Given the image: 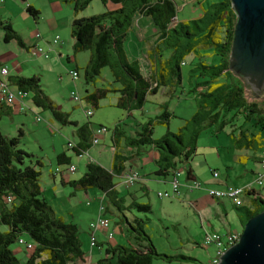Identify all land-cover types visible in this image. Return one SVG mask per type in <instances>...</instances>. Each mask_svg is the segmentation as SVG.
Wrapping results in <instances>:
<instances>
[{
    "label": "trees",
    "instance_id": "1",
    "mask_svg": "<svg viewBox=\"0 0 264 264\" xmlns=\"http://www.w3.org/2000/svg\"><path fill=\"white\" fill-rule=\"evenodd\" d=\"M72 6L74 14L83 11L91 0H62ZM105 5L110 3L116 9L85 18H74L71 23L70 35L73 40L74 52L89 51L90 59L84 67V80L86 84L95 82V77L100 76V71L107 68L117 86L108 88L94 87L88 92L85 101L97 108L98 102L109 93H117L116 107L127 113L142 109L146 96L151 95L162 87L180 86L182 79L180 66L182 60L189 55L199 59L197 69L203 81L195 84L193 93L199 94L196 102L199 108L204 109V115L217 119L220 110L223 112L234 111L232 117L241 116L244 122H250L259 129H264V103L248 101L245 90L240 82L228 68L229 51L232 41L236 16L231 8L230 0H221L213 3L204 11L198 20H191L193 29L190 31L188 23L176 22L177 6L174 0H100ZM26 12L37 18L38 12L31 7ZM136 15L149 17L152 24L159 32L158 43L164 50L172 49L165 61L159 64V69L153 73L143 74L138 61H129L124 50V39ZM202 22V27L197 23ZM188 24L189 26H186ZM3 31V42L15 41L23 47L20 37L8 24H0ZM180 29V30H179ZM210 50L212 55H218L221 61L218 65L210 66L196 55L200 51ZM223 80L221 83L218 80ZM11 84L17 90L32 94L33 106L50 111L51 115L62 124L69 122L68 115L60 110L39 89L38 77L15 78ZM197 98H195L196 100ZM4 105H0V108ZM160 113L154 117L155 124L168 128L169 119L173 114L165 104L160 106ZM194 119H198L200 112H196ZM227 122L222 123L224 126ZM152 120L147 121L140 132L134 137H124L123 144L130 149L151 147L158 155L156 162L159 177L172 175L181 163H187L195 154L196 136L192 135L188 143L183 141V128L178 133L168 130L159 139H153ZM220 128H223L221 127ZM118 130V129H117ZM116 127L113 129V143L116 142ZM119 131V130H118ZM21 131H18L20 134ZM198 132V130L196 131ZM75 134L79 145L73 151L78 156L90 147L93 134L87 125L76 127ZM89 141V143H87ZM18 137L7 138L0 132V264H75L86 263L84 253L78 236V228L72 223H66L51 216L50 208L41 198L39 186L41 163L36 161L34 166L25 163L31 155L18 149ZM64 154L57 156L58 165L66 164ZM127 157L116 152L112 156L110 170L103 168L98 163L88 162L85 173L75 181L67 182L68 185L86 191L96 189L111 198L112 205L116 208L111 194L114 189V177L124 170ZM68 161V160H67ZM68 164V163H67ZM190 169L187 173L190 177ZM256 208L246 212V220L264 210V199L254 201ZM243 205V202H242ZM261 205V207L259 206ZM242 207V206H241ZM137 211L148 212V205L132 204L130 208ZM239 208V207H238ZM120 213L123 210H118ZM123 214V213H122ZM125 222L131 227L133 240L136 246H106L104 258L98 264H152L156 258L168 261L177 260L178 257H168L158 254L149 237L141 227L133 228L124 217ZM137 224L142 220L134 218ZM244 222V224H245ZM243 224V225H244ZM243 227V226H242ZM27 236L33 244V249L28 251L26 259L16 258L12 245L21 246L18 240ZM22 249V248H21ZM181 259H186L181 257Z\"/></svg>",
    "mask_w": 264,
    "mask_h": 264
},
{
    "label": "rangeland",
    "instance_id": "2",
    "mask_svg": "<svg viewBox=\"0 0 264 264\" xmlns=\"http://www.w3.org/2000/svg\"><path fill=\"white\" fill-rule=\"evenodd\" d=\"M1 1L6 2V0ZM11 1L14 3L12 5L13 10L9 12L11 14V26L21 29L22 32H16V34L22 40L30 33H32V35L34 34V32L31 31H35L36 29L35 22L30 16L27 23L22 20L21 14L25 13L26 9L22 0ZM174 1L177 6V22H189L188 24L191 26L190 31H192L194 25L190 21L198 20L202 17L210 3H218L221 0ZM3 3L1 2L0 8ZM62 6L65 11L69 13L68 16L73 14L74 18L90 17L103 11V4L98 0L92 1L83 11H80L77 14H74L71 4L63 3ZM141 21L148 24L145 30L148 36L158 32L149 19L141 18ZM29 23H31V25ZM174 23L175 21L173 24ZM188 24H186V26H189ZM197 24L201 27L203 25L202 22H198ZM70 27L62 32H53L51 34L50 32H39L46 40L50 39L51 45L52 40L55 37H58L57 43L53 44V47H55L53 51L43 49L48 53L47 58L34 55L31 51L35 57H41L45 60L50 59L48 61H44L43 59L44 62L55 63L52 69L38 74V76L40 75V86L42 87L41 90L43 91V94L50 101H53L62 112L68 115L67 120L69 122L76 123L78 126L87 125L88 127H91V124L96 126L94 136L97 138V146H93V148L96 149L103 145L107 147L112 145L110 136L112 135L113 128L116 124L119 125L118 129L122 132V135L128 138L136 136V133L140 132L139 123H146L148 120H152L153 122L151 134L153 139H159L165 135L167 130L170 133L176 134L180 127L185 126V128H183L182 137L186 144L188 143V140L191 139L192 135L196 136L197 133L195 154L187 163L184 162L180 164L182 168H180V175L178 177L179 188L177 190L179 196L170 199L158 198L157 193L172 192L169 183L170 180L169 182L158 180H167L170 178L169 176L149 177L148 179H145L149 191H147L146 194L138 195L136 202L140 205H148L150 210L148 212H142L137 211L135 208H131L130 210H124L123 213L133 228H137L139 225V227L143 229L158 254L168 257H178L177 260L172 261L156 258L153 260L152 264H210L211 260L215 257L216 248L213 245L207 248L201 247L202 236L200 235L201 228L199 226V221L191 217L186 210V207L188 206L178 199L180 198L181 182L185 181V177L190 168V170H194L199 175L200 179L207 177L211 178L209 171L211 169L208 162H216L217 154L220 155V153L226 151L225 148L228 144L227 133L232 127L238 125L237 122L240 123L243 120L242 117H232L234 111L223 112L224 110H220V115L217 119H211V117H206L204 115V109H200L199 105L196 104L200 96L198 93L195 94L192 91L196 82L200 83L203 81V78L199 76L201 71L197 69L199 59L192 54L187 55L184 60H182L184 64L180 66L182 86L186 89L184 91L185 94L178 100L173 98L168 102L169 112L174 114L171 118L169 128L154 123V113L161 112L158 109V103H154V106L149 109H147L148 105H146L144 115L139 113L140 110L133 111L132 114L135 115L130 118H128L126 111L108 106L109 100L113 97L112 93H109V96L106 95L105 98H102L100 100L102 102L97 108L92 107L85 101V96L89 91H93V85L98 88H108L109 86L115 87L117 84L114 83L107 68L100 71L99 77H95L93 85L91 83H85L83 77L84 66L90 59V52H74L72 50L73 40L70 35ZM134 29H139V27L134 25ZM3 50L4 51L0 52V60L5 61L4 59L6 57H4V55L8 52L12 55L11 57L16 63L22 61V57H18L16 53L13 52V49L4 45ZM125 50L127 52V57L132 59L129 61H134L137 56L131 54L132 50L128 48L127 42L125 43ZM170 50L172 49L164 50L161 58L165 59L168 57L172 52ZM58 54L64 64H61L56 60L59 58ZM196 55L200 56L199 53ZM67 57L74 58V62L71 64L66 63ZM38 59L39 58L36 60ZM139 59L143 66L142 58L139 57ZM205 61L208 65L213 66L218 65L221 58L218 55H212L211 57L205 58ZM6 62H8V67H11L10 61ZM66 66L69 67L70 70L74 69L75 66L78 67V78L75 81H73L68 74L70 70H67ZM146 74H148V72H146ZM29 75L34 76L36 74ZM239 80L245 90V95L248 101H256L259 104L264 103V92L250 95L245 88L244 82L241 79ZM188 90L190 91L187 92ZM178 91L179 87L177 89V92ZM72 93L79 97V102H75L71 99ZM195 98L197 99L195 100ZM33 110L35 112L34 114L26 111V125L22 127V132H20V134L17 133V136L15 137H18L19 140L18 149L31 155L30 158L25 159V163L32 166H34L36 161L41 163L40 167L35 168L40 171L39 186L41 188V198L44 199L45 203L50 208L51 216L66 223L76 225L78 228V236L80 238L79 241L80 243H84L90 232L89 225L95 223L97 220L99 208L103 210V208L107 206L109 211L106 213L105 218L109 221V231L113 234V240L108 242L106 237L107 232L98 230L97 233L102 235L101 233L103 232L105 241L108 242V245L111 247L112 244L126 247L133 246V234L129 232L132 228L125 222L122 224L121 229L118 224H115L118 221V218H116L111 212L115 213L116 210H114V207L108 205V199H103L104 197L96 189H91L90 193L85 194L82 189H77L76 187L64 184L61 182V173H55L56 169L62 171L66 167V165H58L57 163V156L62 153H65V155L71 158L72 164L76 168V171L72 174L62 172V175L66 180H77L82 177L85 173L86 162H92V159H94L91 153L86 154V156L84 154L81 157H77L73 150L66 147L68 141L72 143L79 141L78 137L73 132L76 130V127L68 123L62 124L59 120L55 119L48 110L37 108L35 106H33ZM86 110L91 111L92 115L90 117L85 116ZM196 112H200L201 115L198 116L197 120L193 118L196 116ZM49 118L52 120H49ZM227 119H229L228 123L221 126ZM245 124L249 125L250 122L248 121ZM98 126L107 129V131L97 132ZM220 126L223 128H220ZM197 130L198 132H196ZM262 132L264 133V129H262ZM216 151L218 153H216ZM110 152L111 151H108V149L106 150L107 158L110 156ZM148 168L157 169L153 164H149V166L145 168V171H148ZM113 180L114 183H116L117 177H114ZM134 190V187L126 188L120 186L118 188V191L120 192L118 196H124V200L127 201L129 200V195H127V193H132ZM101 196L104 202L103 200H100ZM259 206L261 207V205ZM102 212L103 211H101V213ZM133 217L142 220V223L139 222L137 224L133 221ZM245 220L246 217H244V222ZM240 232H242V230H240ZM20 238L26 243H31L29 238L25 235ZM95 238L97 241V235H95ZM20 246L22 249L16 244L12 245L11 249L14 251L16 258L22 260L23 255L17 252L16 249L22 250L23 254L26 255L28 252L25 249V245ZM106 246L107 244L104 247ZM93 248H96V246ZM101 256H104V250ZM181 257L186 259H181Z\"/></svg>",
    "mask_w": 264,
    "mask_h": 264
},
{
    "label": "crops",
    "instance_id": "3",
    "mask_svg": "<svg viewBox=\"0 0 264 264\" xmlns=\"http://www.w3.org/2000/svg\"><path fill=\"white\" fill-rule=\"evenodd\" d=\"M92 1H95V0H91L90 3ZM1 2L3 3L4 1L0 0V4ZM22 2H24L25 8L31 7L32 9L38 12L37 18L35 19L26 12V9H25V13L21 14L22 20H24V22L27 23L29 16L35 22L36 29L35 31H31L34 33L50 32L51 34L53 32H62L63 30L71 26L72 20L74 19L73 14L71 16H68L69 13L65 11V9L62 6L64 3L62 0H22ZM13 4L14 3L11 0H6V2L2 4L0 8V24L6 23L10 25V27L15 32H22L21 29L11 26V19H10L11 14L9 12L13 10L12 8ZM210 5L211 3L209 4V6ZM209 6L206 8V10L209 8ZM116 8L117 6H114L110 3L103 5V11H110ZM103 11L100 13H103ZM45 12H46V15H45ZM141 18H147L150 20L149 17H143L141 15H136L134 17L131 28L125 35L124 50H125V43L127 42L128 48L132 50L131 54H133L134 56H137L134 61H138L140 63L139 57L142 58L143 66L141 65V63L140 65H141L142 73L146 75V72L153 73L154 71H157L159 69V64L165 61L167 57L165 59L161 58L162 52L164 51V49H162L158 43L159 32L153 33L150 36H148L147 32H145L148 24L142 22ZM185 22L187 21H183V23ZM29 24L31 25V23ZM134 25L138 26L139 29H134ZM21 41H22L23 47L18 46L15 41L4 43L3 42V31L0 27V52L4 51L3 47L5 45L6 47L13 49V52L16 53L18 57L20 58L22 57V61L20 63H16L15 61H13V58L11 57L12 55H10L7 52L4 55V57H6L4 59L5 61L0 60V66H5L6 68H8L9 70L8 82L12 89H16V87L11 84L12 82L10 81V79L14 80L15 78L38 77L39 89L41 90L42 87L40 86V78H39L40 75L38 76V74L44 71H47L49 69H52L55 63L44 62L50 59L45 60L43 58L44 59L43 61L41 57H35L31 51L34 46H39L41 48L43 47V49L49 50V51H53L55 47H53L54 46L53 44L51 45L50 39L46 40L41 34H40L39 39H34L32 33H30L28 34L26 38L22 39ZM125 53H127L126 50H125ZM199 54L202 57L203 61H205V58L212 56V53L210 50L200 51ZM58 57L59 58L56 60L62 64L63 61L60 59L59 54H58ZM37 58L39 59L36 60ZM131 58H135V57H131ZM128 60H132V59L128 58ZM6 61H10L11 67H8V62ZM73 62H74V58L67 57L66 63L71 64ZM67 70H70L69 67H67ZM74 70L78 72V67L75 66ZM29 74H36V75L31 76ZM218 81L219 83H221L222 80L220 79ZM178 87H179V91L177 92ZM185 90L186 89L183 88L182 86V82L180 86H177V87H173V88L162 87L158 89L156 92L152 93L151 95L149 94L146 96V101L139 113L141 115H144L145 114L144 109L146 108V105H148L147 109H149L150 107L154 106V103L159 104L158 105L159 110H160V106L163 104H165L169 110V107H168L169 100H172L173 98L177 100L180 99L181 96L185 94L184 93ZM189 91L190 90H188L187 92ZM112 96L113 97H111V99L109 100L108 106L117 108L116 104H117L119 95L117 93H114ZM31 97H32V94L28 92L26 97L23 99L26 105V108H27L26 110L21 111L18 109V103L21 101L20 99L16 100V104L14 106H4L0 108V132L7 138H14L15 136H17L18 131L22 132V127L26 125V118H27L26 111H29L32 114L35 113L33 110V104L31 102ZM101 102L102 101H99L98 105L101 104ZM87 111H90V110H86L85 112ZM132 112L127 113L128 118L135 115V114H132ZM159 113L155 112L154 117L157 116ZM49 120H52V119L49 118ZM170 121H171V118L169 119L168 128H169ZM228 121L229 119H227L225 122L228 123ZM245 123L246 122L242 120L240 123L237 122L238 125H235L234 127L231 128V130L227 133L228 144L226 145V148H225L226 151L224 153H220V155L217 154L216 162H210V161L208 162V164H210L209 166L211 169L209 170L211 174V178L207 177V178L200 179L199 175L194 170H191L190 177L188 178V176L186 175L185 181L181 182L180 198L178 199L182 203H184L186 206H188L186 207V210L189 212L191 217L199 221V226L201 228L200 235L202 237L204 234V230L217 232L219 234L240 232V230L243 229L242 226H244L243 225L244 217H246V212L243 210L245 209L249 212H252L256 208V204L254 202L255 200H253L252 198H249L248 196H245L243 198V206L237 208L226 200H215V199L210 198L207 195V189H211V188L221 189L225 187L251 186L252 188H254L255 192L258 193L259 197L261 199H264V180L261 186H256V184L254 183L256 176L259 175V173L263 172L259 163L264 157V133L262 132V129L255 127L252 123H250L249 125H246ZM144 124L145 123H139L140 128ZM118 126H119L118 124L114 126L116 127V130L118 129ZM76 127H79V126L77 125ZM95 127L96 126L92 124H91V127H89L93 136L90 139L89 149L84 153L85 156L86 154L91 153L94 158L92 159L93 160L92 162L98 163L103 168L110 170V166L112 164V156L114 153V146H115L116 152L127 157V160L124 164L123 172H125V170L132 169L136 171L138 174V180L135 182L133 186H131V187H134L135 190L132 193H127V195H129V200L127 201L124 200V196L122 197L118 196V194L120 193L118 191V188L120 186L125 187L124 180L121 177L122 173L116 176L117 182L114 183V189L112 190V194H111V197L117 206L116 208L112 205V202H111L112 200L110 197H108V194H105L98 190V192H100V194L104 197L103 199L105 198L108 199L107 201L108 205L111 207H114V210H116L115 213L114 212H111V213H113L115 217L118 218V221L115 224H118L119 228L121 229L122 224L124 223L122 220L125 217L123 213L124 210H127L128 208H130V206L134 203L138 204L136 202L138 195L146 194L147 191H149L145 183V179H148L149 177L157 176L155 174L157 169L148 168V171H145V168H147L149 164H153L157 168L156 162L158 160V155H157V152L153 148L147 147V146L139 147L137 149H130V148L125 147L123 144V138H121L120 136L122 132L119 129H118L119 131L117 130L115 132L116 139H117L115 144L113 143V139H112L113 134H112L110 136V141L112 143L110 147L103 145L97 149L93 148V146H97V144L96 145L91 144V141L95 134ZM97 128H101V127L98 126ZM73 132L75 134V130ZM87 143H89V141ZM73 144L79 145L80 143L79 141H76ZM66 147H67V144H66ZM107 149L108 151H111L109 154L110 156L108 158L106 156ZM216 153L218 152L216 151ZM62 154H64L65 158L68 160L67 161L66 159H62V161L66 160L64 161L66 163L64 165L67 166V165L72 164L71 158L65 155V153H62ZM77 157H80V156L78 155ZM204 160L207 161L206 159ZM87 163L88 162H86V164ZM180 168L182 167L178 166L177 168V170L179 171V175H180ZM220 170L222 171V173ZM212 172H216L217 176L214 177L212 175ZM60 178H61V182L64 184H67V182L69 181H75L72 179L66 180V178H64L62 173L60 174ZM169 178L170 179H167V180L164 179V180H158V181H163V182L168 181L169 182V180H171V175H169ZM194 181L199 182L201 184L200 189H197V190L189 189V185H191V183ZM90 190L91 189H88L84 191V193L88 194L91 192ZM102 196L100 199L101 201L103 200ZM119 209L123 210L122 212L123 214L118 211ZM101 211L103 212L101 213ZM108 211L109 209L107 206H105L103 210L99 208L97 218L99 216L101 218H105L106 213ZM134 218L136 217H133V220ZM89 233L87 235L85 242L84 243L81 242V246H82L81 250L84 253V258L86 260L85 264H98L99 261L104 258V256L102 257L101 255H102L103 250H105L104 246L106 244L108 246V242L105 241L103 232L101 233L102 235H100V233L98 234L96 231L97 234L95 233V235H97L98 245L96 248H91L89 245ZM116 245L118 244H112V246H116ZM133 246H136L135 242ZM16 251L19 252L21 255H23L22 259H26L27 255L23 254L22 250L16 249ZM75 264H82V263L78 262Z\"/></svg>",
    "mask_w": 264,
    "mask_h": 264
},
{
    "label": "water",
    "instance_id": "4",
    "mask_svg": "<svg viewBox=\"0 0 264 264\" xmlns=\"http://www.w3.org/2000/svg\"><path fill=\"white\" fill-rule=\"evenodd\" d=\"M236 16L228 68L250 95L264 92V0H230ZM257 80L255 91L250 86ZM218 264H264V210L249 218Z\"/></svg>",
    "mask_w": 264,
    "mask_h": 264
},
{
    "label": "built area",
    "instance_id": "5",
    "mask_svg": "<svg viewBox=\"0 0 264 264\" xmlns=\"http://www.w3.org/2000/svg\"><path fill=\"white\" fill-rule=\"evenodd\" d=\"M177 22V20L174 18L172 21ZM34 39H39L40 34L39 33H34L33 34ZM58 41V37H55L52 40V44H56ZM49 51V50H48ZM32 52L34 55L37 56H43L44 58L48 57V53L43 50V48L34 46L32 48ZM182 65L184 62L181 63ZM1 69V76H0V105L4 106H14L16 104V100L20 99L21 101L18 103V109L23 111L26 110V105L24 103V98L26 96H18L16 94V89H12L9 85L8 82V76H9V70L5 66H0ZM68 74L72 78L73 81H75L78 78V73L76 70L71 69ZM71 99L75 102H79L80 99L77 95L71 94ZM86 117L91 116V111L85 112ZM107 129L105 128H97V132H105ZM92 145L97 144V138L94 136L92 141ZM67 148L69 149H74L75 145L72 142L67 143ZM85 153V152H84ZM84 153L79 154L81 157ZM67 172L69 174H72L76 171V168L74 165L70 164L65 167L64 170L60 171L59 169L55 170V173H62V172ZM212 175L214 177L217 176L216 172H212ZM178 176H179V171L176 170L173 172L171 175V180H170V186L172 189L171 193H157V197L162 199V198H173L178 195V188H179V183H178ZM121 177L124 180V185L126 188H129L135 184V182L138 180V174L136 171L132 169L125 170V172H122ZM264 180V160H263V173H259V175L256 176L254 183L256 186H261L263 184ZM201 188V184L199 182H192L191 185H189V189L191 190H197ZM207 195L215 200H226L230 202L232 205L238 208V203L243 202V198L245 196H248L249 198H252L253 200H256L257 198H260L258 193L255 192L254 188L251 186H246V187H225L221 189H207ZM109 221L106 218H101L100 216L97 218L95 223H91L89 225V245L91 248L97 247V241L95 238V233L98 230H102L104 232H107V240L108 242L113 240V234L112 232L109 231ZM241 235V232H231L228 234H219L217 232L213 231H206L204 230V234L202 237L201 241V247L207 248L209 246H214L216 248L215 252V257L211 260L210 264H218L219 258L222 256V254L228 250L230 247L234 246L236 242L239 240V237ZM19 245H25L26 251H31L33 249V244L32 243H26L22 239L18 240Z\"/></svg>",
    "mask_w": 264,
    "mask_h": 264
},
{
    "label": "bare ground",
    "instance_id": "6",
    "mask_svg": "<svg viewBox=\"0 0 264 264\" xmlns=\"http://www.w3.org/2000/svg\"><path fill=\"white\" fill-rule=\"evenodd\" d=\"M0 76H1V69H0ZM24 92H25V91H24ZM24 92H22L21 90L19 91V90L16 89V94H18V96H26L27 94L24 93ZM263 160H264V157H263L262 160L260 161V166H261L262 170H263ZM262 173H263V172H262ZM241 206H242V202H239V203H238V207H241Z\"/></svg>",
    "mask_w": 264,
    "mask_h": 264
},
{
    "label": "flooded vegetation",
    "instance_id": "7",
    "mask_svg": "<svg viewBox=\"0 0 264 264\" xmlns=\"http://www.w3.org/2000/svg\"><path fill=\"white\" fill-rule=\"evenodd\" d=\"M256 84H257V80H254L253 83L251 85H249L252 91L257 90L255 87Z\"/></svg>",
    "mask_w": 264,
    "mask_h": 264
}]
</instances>
